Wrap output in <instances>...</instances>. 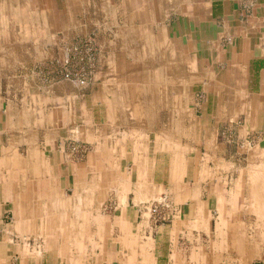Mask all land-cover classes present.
<instances>
[{
    "label": "crops",
    "instance_id": "0c3cea01",
    "mask_svg": "<svg viewBox=\"0 0 264 264\" xmlns=\"http://www.w3.org/2000/svg\"><path fill=\"white\" fill-rule=\"evenodd\" d=\"M24 1L27 14L32 0ZM65 1L69 9L71 0ZM121 1L133 14L154 16L153 23L143 22L147 30L175 31L167 76L160 73L158 47L167 41L150 37L147 45L160 52L153 54L158 68L152 83L130 65L113 70L104 86L111 96L102 101L73 96L51 108L32 98L50 89L0 84V264H226V254H263L264 183L250 175L264 172V0ZM5 2L0 0V16ZM52 4L64 19L59 0ZM59 29L65 31L64 21ZM135 29L146 30H122ZM178 47L184 52L179 60ZM178 77L191 85L186 102L194 87L207 96L199 116L192 103L178 107ZM18 94L24 102H16ZM49 109L56 113L48 115ZM62 125L67 135L92 145L86 161L58 150ZM223 125H240L245 143L253 136L247 167L227 161L218 135ZM46 126L51 135L41 141L39 127ZM178 127L188 132L185 146L176 143ZM151 142L157 151L148 148ZM164 143L169 145L162 150ZM164 194L179 213L171 224L154 227L140 206ZM107 206L116 212L99 215ZM241 217L252 230L238 225ZM215 225L220 227L213 231ZM34 238L44 240L40 253Z\"/></svg>",
    "mask_w": 264,
    "mask_h": 264
},
{
    "label": "rangeland",
    "instance_id": "374dc122",
    "mask_svg": "<svg viewBox=\"0 0 264 264\" xmlns=\"http://www.w3.org/2000/svg\"><path fill=\"white\" fill-rule=\"evenodd\" d=\"M46 2H48V9ZM52 3L53 0H44L43 3L41 0H32L31 6L30 2L28 3L27 14L25 12L26 6L24 0H6L5 7L2 6V13L5 14L0 16V84L3 88L7 86L24 87L32 83L34 88H38L39 91H44L46 88L50 89L48 95H33L32 98L34 104L46 103L51 108H56L55 106L64 103L65 99L68 103H71L74 98L73 96L85 97L86 99L92 97L93 100L97 98L98 101L110 98L111 94L106 95L107 92L104 91V86L109 82L108 78H106L107 75L109 76V73L113 70L118 72L125 71V66L128 65H130L131 69L137 68L143 70L145 72L144 82L146 85H149L152 83L151 75L158 68V64L152 62H156L153 54H159L156 53L158 52L156 48L147 45L150 37H156L162 43L163 40L167 41V44L161 45L162 51L160 55L162 65L167 67L170 65V60L172 59H170V56L175 54V48L169 42L173 38L174 40L171 42H175V31L172 33L168 31L162 32L156 30L154 32L147 30L150 25H144L143 22L153 23L156 21L153 20V15L149 13L145 15L133 14L131 11L134 8L130 4L129 7L126 6L129 13L124 14L123 11L127 10V8L121 4V0H113L112 2L106 0H71L69 9L65 0H59V9L64 11L63 19L61 15L57 14L58 12L55 13L57 10L54 11V7L56 6ZM26 17L29 19L28 22L32 23L25 22L27 20L25 19ZM172 17V15L168 16L167 20L162 21V25L165 22L169 23ZM163 19H165V16L161 20ZM63 21L66 26L65 31L59 29ZM124 27L133 29L145 27L146 30L137 31L135 29L134 31H136V43L141 39L146 43V46H135L125 49L121 45L124 44L122 43V38L126 34L124 33L125 30H122ZM133 32L129 31L130 34ZM179 49L180 47L177 48L178 60L184 56V52ZM126 60L128 61L126 62ZM178 65H180L179 62ZM154 66L156 68L153 70ZM193 66L195 69V64ZM160 71H162V68ZM14 76L16 77L14 78ZM160 78L162 85L168 83L167 79ZM176 84L178 92L181 90V94L177 95L178 107H187V105L189 106L192 103L193 114L199 116L202 112V103L206 100L205 97L207 96L194 87L192 95H187L189 102H186V92L191 90L189 80L185 83V79L178 77ZM61 86L64 87V90L61 89ZM63 91H65L64 94H62ZM3 97L8 96L3 94ZM23 97L20 94L16 95V102H24ZM164 97L166 98L165 95ZM53 112L56 113V110L51 111L49 109L48 115ZM186 112L187 115L191 113L189 110ZM177 113L178 117L185 115V111L180 110ZM162 117L165 116L162 115ZM104 118L103 116V120L105 121ZM238 126H220L218 128L219 143L223 144L226 149L225 154L228 156L226 158L228 162L233 161L236 164L247 167L248 160L246 159L247 155L245 151L254 147L255 142L253 136L247 140L249 143L243 142L237 134ZM46 128L42 129L39 127L41 141H47V136L51 135L45 133L51 130L52 127L48 129L46 126ZM67 129L68 127L63 125L56 129V132L61 135L56 143L58 150L64 152L65 155L75 162L86 161L93 150L92 145L75 133L72 135L73 133L70 132L67 135ZM184 129L183 127L176 128V143L182 146L188 143L186 141L189 138L188 132ZM155 145L154 142H151L148 144V148L152 151L153 149L157 151L158 149L157 147L155 148ZM167 145L169 143L161 144V149L168 148ZM23 151L21 148L20 153L23 154ZM238 154L241 156H236ZM251 161L253 162V160ZM250 176H252V181L253 176L256 177L255 180H263V182L257 181L258 184L264 183V172L260 175L251 173ZM161 196L152 198L143 204L156 200ZM114 212H116L115 208L112 209L111 206H107L101 208L99 215L105 216ZM146 217L150 218L148 215ZM227 217L230 219L231 216L226 215ZM241 220L245 224L238 223V225H246V230H252L247 219L241 217ZM9 221L11 222V218L8 219V223ZM149 222L154 224L152 220ZM172 222L166 224H171ZM159 225L163 224H154L153 226ZM219 227L217 226L216 228L215 225L212 230L215 231ZM245 241H252V238ZM33 244L36 245L39 253L42 252L43 239L34 238ZM85 246H88L87 241ZM221 257L223 263L225 262L226 264L234 262L238 264H264V253L251 256L243 254L240 257L238 255L226 254L225 259L223 256Z\"/></svg>",
    "mask_w": 264,
    "mask_h": 264
},
{
    "label": "built area",
    "instance_id": "2783aa9c",
    "mask_svg": "<svg viewBox=\"0 0 264 264\" xmlns=\"http://www.w3.org/2000/svg\"><path fill=\"white\" fill-rule=\"evenodd\" d=\"M144 214L148 215L154 224H166L174 221L179 213L178 207L173 200L163 195L141 206Z\"/></svg>",
    "mask_w": 264,
    "mask_h": 264
},
{
    "label": "bare ground",
    "instance_id": "6f19581e",
    "mask_svg": "<svg viewBox=\"0 0 264 264\" xmlns=\"http://www.w3.org/2000/svg\"><path fill=\"white\" fill-rule=\"evenodd\" d=\"M15 3H17V2H15ZM16 10V9H15ZM18 20V19H17ZM133 32V31H132ZM136 34V32L134 31L133 33H131V34H129V33H126L123 37L124 38H122V43H131V44H133V43H135L136 42V38H135V35ZM35 39V38H34ZM36 40V39H35ZM161 41V40H160ZM162 42V41H161ZM160 42V43H161ZM160 49L162 48L161 47V45L160 46H158ZM160 53V52H159ZM159 56V55H158ZM159 59V58H158ZM160 62L162 63V61H161V56H160ZM160 63V64H161ZM161 68H162V71L160 72L162 75V77L163 76H167L168 75V73H169V69H167V68H164V66L161 64Z\"/></svg>",
    "mask_w": 264,
    "mask_h": 264
}]
</instances>
